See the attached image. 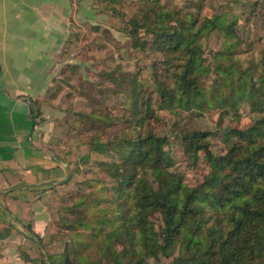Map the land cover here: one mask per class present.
Returning <instances> with one entry per match:
<instances>
[{"label":"trees","instance_id":"obj_1","mask_svg":"<svg viewBox=\"0 0 264 264\" xmlns=\"http://www.w3.org/2000/svg\"><path fill=\"white\" fill-rule=\"evenodd\" d=\"M98 1H105L99 13L125 19L117 32L133 51L155 57L134 73L121 66L106 72L109 86L91 84L116 105L76 114L89 152L74 170L69 165L70 175L80 173L79 164L104 160L96 161L95 178L80 183L88 192L60 211L54 237L64 248L52 252L29 226L45 252L36 258L21 252L23 264H264V50L256 53L228 12L202 16L205 0H191L196 12L171 0H131L133 16L115 8L120 0ZM263 2H253L250 17ZM214 32L224 41L209 62L203 41ZM43 100H31L35 127ZM243 106L256 118L246 128L179 133L187 168L207 165L202 181L190 186L163 135L165 115L237 116ZM211 138H219L222 154L213 152Z\"/></svg>","mask_w":264,"mask_h":264},{"label":"rangeland","instance_id":"obj_2","mask_svg":"<svg viewBox=\"0 0 264 264\" xmlns=\"http://www.w3.org/2000/svg\"><path fill=\"white\" fill-rule=\"evenodd\" d=\"M254 1L205 0L202 16H212L217 11L218 13L228 12L229 20L234 16L237 17L239 35L246 38L248 42H253L257 53L264 50V2L260 4L259 12L250 17V7ZM171 2L186 12H196L195 7L190 8L192 6L191 0H171ZM87 4L88 7L84 11L90 16H87V13L81 14V20H78L81 25L76 26L75 30L72 31L75 34L72 35L70 44L66 47L61 62L58 64L54 84L44 97L41 123L37 126L39 131L44 132L43 137L45 139L47 137V145L57 156L63 158L68 166L71 164L72 170L76 168L79 156L89 152L88 145H86L88 142L87 135L80 137L75 128L76 114L79 112L89 113L93 110L97 113H103L106 112V107L112 109L116 103V100L108 95L102 97L91 84H101L102 87L109 86V82L105 80L104 74L106 72L110 73V71L117 70V66H121L125 72L134 73L140 67L150 66L155 57L151 54L135 52L130 48L131 44L127 37L117 32L125 25V19L112 21L107 14L99 13L103 10L105 1L93 2L94 5L91 6L96 8V14L91 11L93 9H91L90 3ZM115 8H120L124 14L129 16H133L135 12L131 0H122V2L120 0V3L115 4ZM87 19L92 20V24H89ZM94 26H100L98 28L100 31L95 32L92 29ZM105 27L107 30L109 29L107 34L103 31L106 30ZM223 41L222 36L216 32L203 41L206 58L209 62H212V54L221 49ZM249 54L254 55L253 52ZM69 64L73 65L74 69H67ZM149 72V69H145L144 74L150 79ZM56 91L59 95L54 98L53 95ZM240 112L241 114H236L237 116L219 112L184 113L180 117L165 115L163 135L169 138L173 157L178 162L177 169L184 173L190 186H196L202 181L207 165L202 162L196 170L187 168L178 138L181 130L215 132L229 126L246 128L256 119L255 115L249 113L247 106H243ZM80 140L85 144H80ZM211 142V148L216 155L224 152L219 138H211ZM98 160L102 161L104 158L96 157L86 165L79 164L80 173L70 175L64 184L35 196L36 198L31 202L29 209L33 212L34 219L31 216L26 224L21 223L19 225V228L25 232H20V229L11 232L12 235L15 234L16 236L10 240L17 247L11 249L9 258L6 259L8 262H3L6 249H2L1 264H23L21 256L23 253L36 258L40 251L45 252L42 245L41 250L38 248L36 243L40 244V241L27 229L30 226V229L36 233V221L37 224L40 223L36 234L44 239L52 252H59L64 248V240L54 237L61 229L60 211L62 209V213L64 208L72 206L73 201L82 192H88L87 189H81L83 186L80 183L87 178H95L96 174L98 175L99 170L96 166ZM87 172L89 174H86ZM7 244L9 245V243Z\"/></svg>","mask_w":264,"mask_h":264},{"label":"crops","instance_id":"obj_3","mask_svg":"<svg viewBox=\"0 0 264 264\" xmlns=\"http://www.w3.org/2000/svg\"><path fill=\"white\" fill-rule=\"evenodd\" d=\"M93 2L0 0V247L6 249L3 262L17 247L10 240L16 236L11 232L19 231V225L26 224L31 216L34 219L29 209L35 196L64 184L70 177L66 161L51 150L44 132L34 126L31 100H43L49 93L67 42L75 34L72 31L81 25L78 20L87 13V3L91 6ZM93 7L91 11L96 14ZM86 21L92 24V20ZM35 224L38 233L40 223Z\"/></svg>","mask_w":264,"mask_h":264}]
</instances>
